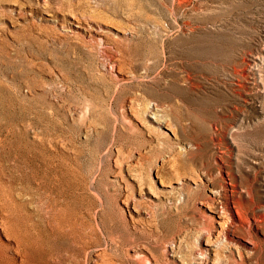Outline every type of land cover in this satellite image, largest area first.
<instances>
[{
    "label": "rangeland",
    "instance_id": "obj_1",
    "mask_svg": "<svg viewBox=\"0 0 264 264\" xmlns=\"http://www.w3.org/2000/svg\"><path fill=\"white\" fill-rule=\"evenodd\" d=\"M2 264H264V0H0Z\"/></svg>",
    "mask_w": 264,
    "mask_h": 264
},
{
    "label": "bare ground",
    "instance_id": "obj_2",
    "mask_svg": "<svg viewBox=\"0 0 264 264\" xmlns=\"http://www.w3.org/2000/svg\"><path fill=\"white\" fill-rule=\"evenodd\" d=\"M0 264H2V263L0 262Z\"/></svg>",
    "mask_w": 264,
    "mask_h": 264
}]
</instances>
